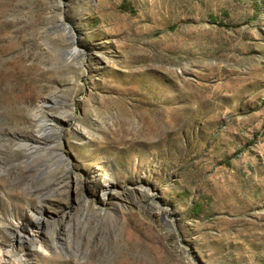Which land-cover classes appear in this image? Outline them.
<instances>
[{"label": "rangeland", "instance_id": "obj_1", "mask_svg": "<svg viewBox=\"0 0 264 264\" xmlns=\"http://www.w3.org/2000/svg\"><path fill=\"white\" fill-rule=\"evenodd\" d=\"M0 264H264V0H0Z\"/></svg>", "mask_w": 264, "mask_h": 264}, {"label": "bare ground", "instance_id": "obj_2", "mask_svg": "<svg viewBox=\"0 0 264 264\" xmlns=\"http://www.w3.org/2000/svg\"><path fill=\"white\" fill-rule=\"evenodd\" d=\"M74 21H75V25H79V24H82L83 22H84V13L83 12H80L78 15H77V17L74 19ZM72 26V25H71ZM70 43V42H69ZM110 42L108 41H106V44H109ZM71 47H73L74 49H73V52H79V50H78V48H77V45H76V41H75V39H73L72 40V42H71ZM96 54H101V53H104V52H106L107 53V51H108V53H113V49L111 48V47H108V48H104L103 49V46H101L100 48H96ZM75 54V53H74ZM47 143V140H46V138L45 137H40L38 140H36L35 141V144H37L36 146H34V149H38V146L39 145H41V144H46ZM28 146H31V145H29L28 144ZM94 175H95V173H94ZM97 175V174H96ZM112 186H113V184L112 183H110L109 185H108V187H106V189L104 190V192H105V195H108L110 198H115V197H117V194H116V192H114V189L112 188ZM38 229H39V227H38ZM21 235V234H20ZM23 235V234H22ZM24 236V235H23ZM27 237H29V234L27 233V235H26ZM26 237V238H27ZM11 253L9 252V254H7V256H6V261L7 262H9L8 260H9V258H11ZM8 258V259H7Z\"/></svg>", "mask_w": 264, "mask_h": 264}]
</instances>
